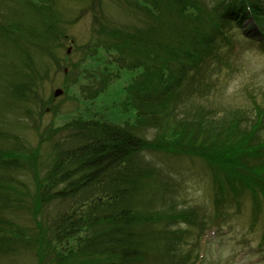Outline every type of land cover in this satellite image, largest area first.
<instances>
[{
	"label": "trees",
	"instance_id": "1",
	"mask_svg": "<svg viewBox=\"0 0 264 264\" xmlns=\"http://www.w3.org/2000/svg\"><path fill=\"white\" fill-rule=\"evenodd\" d=\"M105 1L92 33L97 47L115 54L118 70L141 71L124 89L135 123L76 118L47 128L48 152L39 164L40 147L13 130L10 101L0 97V264H183L186 257L172 249L173 225L187 222L186 212L159 208L156 194L154 204L131 206L146 181L131 165L143 151L195 155L221 166L222 180L235 185L217 192L215 202L244 190L264 199V133H256L264 129V106L214 109L208 97L198 99L208 91L197 86L224 63L221 49L231 31L248 38L246 19L264 47V0ZM68 16L57 0H0V89L13 101L38 98L47 71L38 50L49 52L51 34L68 25ZM228 114L250 115V128L226 123ZM245 165L250 172L240 176ZM235 178L248 186L236 190Z\"/></svg>",
	"mask_w": 264,
	"mask_h": 264
},
{
	"label": "rangeland",
	"instance_id": "2",
	"mask_svg": "<svg viewBox=\"0 0 264 264\" xmlns=\"http://www.w3.org/2000/svg\"><path fill=\"white\" fill-rule=\"evenodd\" d=\"M206 1L215 3L216 0ZM57 2L69 15L68 25L60 30L63 35L60 31L51 34L49 52L46 48L38 50L47 69L46 75L41 72L43 79L35 92L38 98L31 96L27 102L13 101L9 90L2 86L0 89V97L11 104L13 130L25 137L31 148L40 147L39 164L48 152V142L42 139L47 128L60 127L76 118L105 120L120 126L134 125L136 112L125 104L124 89L141 72L118 70L113 62L115 54L97 47L98 37L92 33V21L94 17H101L105 0ZM250 23H244L247 31L259 40ZM229 36V45H223L225 65L208 80L210 92L203 93L198 99L206 101L205 97H208L214 109L226 108L227 111L236 107H262L264 49L250 39L244 40L240 31H231ZM56 61H59L57 65ZM105 74L113 77L108 84L103 77L99 78ZM56 89L61 93L54 97ZM229 114L224 119L226 123L244 130L250 128V115L231 119L229 116L233 114ZM144 133L152 136L149 129ZM256 133L260 136L264 129ZM131 165L141 170L146 178L141 190L133 195L132 207L154 204L156 194L159 199L154 205L186 212L189 217L187 222L173 225L177 239L172 249L186 257L183 264H264V199H259L258 204L257 199L244 190L239 193L238 203H231V197L225 207H217V192L226 193L228 185L232 191L235 185L234 181L226 183L222 180V176H226L221 166L215 164L214 169L205 160L162 151H143L133 157ZM242 172H250L249 165L239 167L240 176H243ZM235 179L236 190L248 186L244 178ZM163 256L171 257L165 253Z\"/></svg>",
	"mask_w": 264,
	"mask_h": 264
},
{
	"label": "water",
	"instance_id": "3",
	"mask_svg": "<svg viewBox=\"0 0 264 264\" xmlns=\"http://www.w3.org/2000/svg\"><path fill=\"white\" fill-rule=\"evenodd\" d=\"M61 93L60 89H56L53 93L54 97H57Z\"/></svg>",
	"mask_w": 264,
	"mask_h": 264
}]
</instances>
